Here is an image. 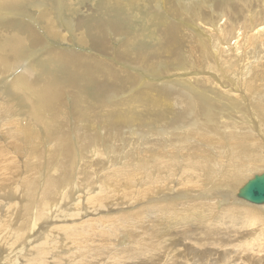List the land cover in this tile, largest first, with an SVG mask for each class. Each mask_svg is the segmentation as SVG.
<instances>
[{
  "label": "bare ground",
  "instance_id": "1",
  "mask_svg": "<svg viewBox=\"0 0 264 264\" xmlns=\"http://www.w3.org/2000/svg\"><path fill=\"white\" fill-rule=\"evenodd\" d=\"M54 1L57 7L52 0H43L46 7H39L37 18L30 22L19 16L30 13L40 0H0V264H177L167 254L178 249L185 254L181 256L185 264H264V205L260 211H251L226 204L232 199L248 203L237 197L236 187L254 172L264 171L263 133L257 137L249 125H230L237 115L246 124L248 116L264 120V23L248 20L246 30H241L244 34L234 33L236 41L243 43L242 35L247 38L256 29L246 42L258 49V56L245 45L248 54L242 59H250H246L248 66L240 72L219 71L231 79L228 89L220 86L219 78V86L208 90L207 77L199 76L200 87L197 81L176 79L152 88L155 92L141 87L134 96L118 101L139 81L131 72L52 48L47 51L48 64L34 54L45 41L41 33L63 43L70 31L80 42L94 39L93 53L109 52L106 31L110 25L101 24L102 20L83 21L84 12L79 23L64 19L68 31L63 33L62 16L76 17L84 6L80 1L77 7L75 2L73 9L67 3L60 15L57 9L64 10L65 0ZM130 1L102 0L98 5L102 12L109 7L131 13L137 9L136 20L140 19L143 32H137L136 38L147 34L154 41L155 37L157 50L140 53L141 58L139 40L132 37L118 51L120 60L115 59L131 67L140 64L146 71L161 65V58L172 65L186 56L190 67L196 66L192 56L204 67L224 62L212 52L213 47L222 52L212 38L224 43L225 33L235 28L233 24L218 26L219 20L209 15L214 8L209 10L208 1L202 4L209 14L196 9L194 25L186 28L162 20L166 16L157 14L159 0ZM162 1L172 17L180 16L173 5L177 0ZM115 13L119 22L111 28L131 36L136 24ZM9 23L13 29L7 27ZM184 31L191 40L182 39ZM182 42L186 47L195 45L192 53L185 51ZM38 66L48 68L47 78L41 80ZM68 81L80 89L79 101L115 113L105 115L103 128L95 126L98 117L87 113L80 115L86 125L77 124L74 133H69L65 119H42L44 109L60 105L59 91ZM107 98L114 106L106 107ZM218 113L221 126L215 122ZM194 115L207 121L203 124L197 117L198 124L181 127L179 131L184 132L175 136L178 131L173 130ZM125 128L152 134L143 140L132 131L121 132ZM159 137L167 139L165 144ZM115 151L122 152L116 169ZM48 164L54 171L42 173L39 166ZM158 212L165 213L164 218Z\"/></svg>",
  "mask_w": 264,
  "mask_h": 264
},
{
  "label": "rangeland",
  "instance_id": "2",
  "mask_svg": "<svg viewBox=\"0 0 264 264\" xmlns=\"http://www.w3.org/2000/svg\"><path fill=\"white\" fill-rule=\"evenodd\" d=\"M52 1H53V5L55 7H57L58 5L56 4V2L54 0H52ZM70 1L65 0L66 3L63 1V9L64 10H62V9L59 10V7H58L57 11H58V13H60V15H63L62 14L63 11L65 12L66 7H68L67 3L73 7V6H75V2H76L77 7H80L81 4L84 7L81 8L80 14L78 16H76L77 18L74 15L71 16L70 14H64L62 16V18L60 20L61 32L67 33V31H68V29L66 28V25H65V21H68V22L74 21L75 23L76 22L79 23L80 20L78 18L82 17L84 12H87V14H85L86 16L82 17L83 21H88L90 23H94L95 20L96 21L102 20V21H99L101 24H103V25L106 24L108 26L110 25L109 30L106 31V41L108 43V47H110V49L108 48L109 49L108 54L104 53L102 51H98V50L96 51V53H93L91 43H93L97 46V43L94 41V39L93 40L88 39L87 41L80 42V41L74 39V37H73L74 35L72 34L73 32H71V31L69 32L71 35L66 37V39L64 41H62L63 43L53 42V40H50L48 37L44 36L43 33H41L40 35L43 37V40H45V41L42 42L41 46H38V45L36 46V48H35L36 52L34 54L37 53L36 55H39L38 59L45 58L46 63H47V59L51 58L47 51L51 50V48H52V49H57V51L62 53L63 55H67V56L74 57V58H82L85 56H91V57H94L97 59H101V60H103L104 63L111 65L112 67H114L117 70L119 69L118 71H120V72H128V74L131 72L134 76L138 77L139 81L134 86V88L132 90H130L127 93L120 95V97H118V101L125 100V99H128V98L134 96L136 93H138L139 88H141V87H143V89H145V90L151 89V91H153V89H155V88L159 89V86H161V85L165 86L164 83H166V86H167L168 82H170L172 80H176V79L186 78L188 80H194V82H196L197 81L196 79H198L199 76L200 77H207L208 84L205 88L208 90H212L213 88H216V86H219V81H218L219 78L221 81L220 86L223 87V85H224L226 88L227 87L229 88L227 83H229L231 81V79L229 77H227L226 79L223 78V75H225V74H219V71L225 70V69H231L232 71L233 70H235V71L239 70V72H240V70H241L240 68L242 66L243 67L248 66V65H245V63L246 64L249 63L247 61L250 59L246 57V59H247V61H246V59L244 58V60H243L242 57H245L248 54V51L245 48V45L247 47L249 46L246 42L247 41L246 39L249 38V36L255 34L254 32H256V29L253 31L250 30V33H249V30H247V33L250 34V35H248L247 38L242 35V40H243V38L245 39V42L243 41V43L240 40L236 41V39H237L236 36L239 35L240 32H241V34H244V32L241 30H246V28L248 27V24H249L248 20H255V21L259 22L260 24L264 23V0H206L210 4V9L207 6H205L204 4H202L205 2V0H177L175 2L176 4L175 3L173 4V5H175V9L177 10V12L180 15L177 17H172L169 14L170 8L168 9L166 7L167 4H166V6H164V3L162 0L156 1L155 4H158L157 8H156L157 14L159 16L164 14L166 16V18H163L162 20L166 21L170 26L177 24L181 27L186 28L187 24L194 25L191 22V20H195V18L193 17L194 16L193 13L196 9L201 7V9L204 10V11L202 10V12L206 13V11H207L208 14L214 8V10H212L211 13L209 14L210 17H211V14L214 15L212 17V20L215 19V17H216L217 20H219L218 26H221L222 24H228L229 26H231L233 24L232 26L235 28V30H233V31L231 30L232 31L231 33H230V31L225 33L224 43H221L220 41H218V38H216V37L212 38V39H214L216 45L222 48L221 53L218 51L219 49L217 47H213V49H212V52L214 53V55H219L220 59L221 58L224 59V62L220 65L217 64V61H215V63L210 64V67H204V65L202 63H200L195 56H192L193 62L196 63V66L190 67L191 63H189L188 58H186V56H185L184 58L179 60V63L178 62H176L177 64L173 63L174 64V65L172 64L173 66L171 64L168 65V63H166L169 61V59L167 60V58H161L160 59V61L162 63L161 65L156 66L155 69L146 71L147 69L143 70V67L140 66V64H138V65L135 64L136 67L135 66L131 67L125 61L124 62L119 61L120 59L117 56L118 51L120 50V48L122 47V45L125 43V41L127 39H129V38L131 39L132 37L133 38L135 37V39L137 40V38H136V36H138L137 32L139 35L143 32V28L140 29V27H141L140 26V24H141L140 19L136 20V15L138 12L135 13V11H137V9L133 10L132 11L133 13H131V12H127L128 9H122L124 11H122V10L117 11L116 9L108 6L109 11H107L108 9H106L105 11H107V13L105 11H103L104 12L103 13L101 8L98 5V2H100L102 0H83L84 2L82 0H76V1H73V4H71L72 1L71 2ZM80 1H81V4H80ZM133 1L134 0H131L130 3H132ZM177 2H179V3H177ZM48 4L50 5V3H48ZM37 5L35 7H34V5L31 7L30 13L20 14L21 16H19V17H21L23 19H28V21H30V22L32 20H35V18H37V15L39 14V11H37V9H39V7H42V8L46 7V4L43 3V0H40V3ZM165 7H166V12H165ZM170 7L172 8L174 6L171 5ZM73 9H74V7H73ZM208 9L210 11H208ZM183 10H184V12H183ZM213 11H216V14H214ZM21 12H23V11H21ZM114 12H117V14L124 15L122 20H125V22H129V24L130 23L136 24L134 29H133L134 31L132 30L131 36L127 31H122L121 29H119L117 32H115L111 28V26H113L112 24H116V22H119L118 15H116V13L114 14ZM182 14L187 16V18L184 21L181 19ZM188 17H190V18H188ZM64 19H65V21H64ZM208 19H211V18H208ZM120 20H121V18H120ZM75 23H73V26H74L73 28L75 30H79L78 24H75ZM214 26H217V25H214ZM7 27L10 29H13L12 23L7 24ZM139 29H140V31H139ZM206 29L207 30L205 33L207 35L211 36V33H209V31L211 29L210 30H209V28H206ZM117 33H121V34L117 35ZM234 33L236 34V36H234ZM148 38L149 37L147 34L143 35L141 37V39H140V37L138 38V40H139V41L137 40L139 43L138 50L139 49L142 50V51H138V54H139L138 56L141 55L140 53L147 55V53H150V51L157 50V46H156L157 44L155 43L156 42L155 37H153L154 41L149 40L151 37L149 39ZM182 39H184L186 41L191 40L190 36L187 34L186 31H184L182 33ZM184 40H182V41H184ZM234 43H235V47H233ZM181 44L184 45L185 43L182 42ZM207 46H209V44ZM184 47H186V44ZM188 48L190 50H188ZM193 49H195V45H194V47H192L191 45L188 44V47L185 48V51H188V53L189 52L192 53ZM209 49L211 50L210 46H209ZM248 49H249L250 53L256 54L258 56V49L251 48L250 46L248 47ZM116 57L119 60L115 59ZM141 58H143L142 55H141ZM36 61H37V59H36ZM160 61H158V62H160ZM251 61H252V59H251ZM188 67L190 68L189 70H188ZM38 68H39V66H38ZM186 68H187V70H185ZM39 70H40L41 80L43 78H47L46 74L48 71H46V70H48V68L44 67L41 69V67H40ZM54 73H56V72H54ZM60 74H62V73H60ZM63 76H65V74ZM130 77H132V76H130ZM146 77H147V79L145 80ZM200 79H198V80H200ZM147 80H148V82H147ZM196 83L195 84L198 87L201 86V85L200 86L198 85V81ZM237 84H238V80H237ZM142 85H144V86H142ZM186 86H188V85H186ZM76 87L77 86L72 85V82L68 81V83L65 84L59 91L60 105H58V107L54 106V108L44 109L42 111V119H45V120L65 119V122L67 123V126H68L69 133L71 131L74 133L77 124H81L84 126L86 125V122H84V121H86V119H83L80 116L81 114L87 113L91 117H98L99 119L96 120L97 125L95 124L96 127L99 125L98 128L101 127L100 126V125H102L101 121L104 120L105 115L115 114L113 111H104L103 109L105 107L93 105V104L85 102V101H79L78 99H81V97H82L81 91L79 88H76ZM219 89H221V87L218 88V90ZM221 90H223V89H221ZM153 92H155V91H153ZM78 93L80 95H78ZM117 96H119V94L116 95L115 97L117 98ZM106 103H107L106 107L114 106V102L111 101L109 98L106 99ZM85 106H87V108H85ZM50 110H53V112H51ZM197 115H199V114L197 113ZM197 115H194L195 117L192 116L188 119L186 118L185 122L184 123L182 122V124L179 125L178 130L177 129L173 130V132L178 131V132H175L174 135L178 137V135H181L184 132V130H182L181 132L179 131V130H181L180 129L181 127L184 128L185 126H189L190 124H192V122L194 124H198L197 123V121H198L197 117L199 118V121L202 120L201 123H203V124L207 121V118L202 117L201 115H200L201 117L197 116ZM219 117H220V114L218 113L217 119L215 118V122H216V125L221 126L222 125L221 121H220L221 118H219ZM248 117H249V119H248L249 124H246L244 121H242L243 116L241 117L240 115H237V119L234 122H231L230 125L231 126H239V127H244V126L249 125L250 128H253L251 131L253 133H255V136H257V137L262 136V133H263V138H264V120H259L262 116H258V117L255 116V118L257 120H254L253 116H248ZM197 127H199V126L197 125ZM101 128H103V126ZM154 128L159 129L158 127H153V129ZM135 130H136V132H134ZM131 131L136 134V137H138V138L143 137V140H148L152 134V131H150V130L144 131L143 129L139 130V129H135V128H131V129L125 128L124 130H121V132H123V133H128ZM101 132L105 133L104 130H102ZM167 137H168L169 141L173 142L174 138L172 136H167ZM169 137H171V138H169ZM159 138H160V141H162V143L165 144V142H163V141H165L167 139L165 137L162 139H161V137H159ZM260 140H261V137H260ZM221 145H224V144H221ZM121 159H122V152L115 151L114 166H113L114 169H116L115 168L116 165L121 163ZM20 160L22 161V159H19V161H18L19 163H21ZM45 162H48L46 160V158H45ZM39 169L42 173L44 172V174H47L48 170L54 171V168H52V166H49V164L48 165H40ZM262 173H264V171L261 173H258V171L254 172L252 175H250V178H246L245 180H242L241 184H239L240 186L237 185L236 188L240 189L244 184H246L248 182V179L250 180L251 177L253 178L254 175L262 174ZM20 174H21V172H20ZM226 204L230 205V206L237 207V208H242V209L245 206V208L247 207V209H249L251 211H260L259 206H253V205L248 204V203L241 204L239 202H236L235 199H232L230 202H228ZM219 208H220V210L223 208V203L220 204ZM158 213H160L161 219L164 218L165 213H163V212H158ZM167 255H168L169 261H175L177 264H185L181 260V256L185 257V254L181 253L180 249L172 250ZM188 264H190V263H188Z\"/></svg>",
  "mask_w": 264,
  "mask_h": 264
},
{
  "label": "water",
  "instance_id": "3",
  "mask_svg": "<svg viewBox=\"0 0 264 264\" xmlns=\"http://www.w3.org/2000/svg\"><path fill=\"white\" fill-rule=\"evenodd\" d=\"M237 197L253 205H264V173L248 180L238 190Z\"/></svg>",
  "mask_w": 264,
  "mask_h": 264
}]
</instances>
